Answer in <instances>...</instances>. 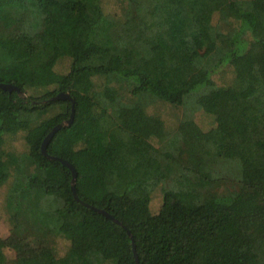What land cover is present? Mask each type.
Instances as JSON below:
<instances>
[{
	"label": "trees",
	"instance_id": "16d2710c",
	"mask_svg": "<svg viewBox=\"0 0 264 264\" xmlns=\"http://www.w3.org/2000/svg\"><path fill=\"white\" fill-rule=\"evenodd\" d=\"M102 1L0 0V83L48 88L37 98L0 86L11 226L0 264H109L116 250V264H138L133 245L140 264H264V0H121V14ZM53 55L70 59L67 71ZM158 101L190 109L173 132L148 111ZM197 109L216 126H199ZM73 113L46 155L45 138ZM9 117L23 149L2 151ZM184 147L196 149L195 165L180 159ZM60 159L76 168L80 200ZM229 165L238 186L220 191L215 172ZM171 174L147 217V199ZM67 226H87L95 244L80 251ZM58 238L71 241L60 255Z\"/></svg>",
	"mask_w": 264,
	"mask_h": 264
},
{
	"label": "rangeland",
	"instance_id": "374dc122",
	"mask_svg": "<svg viewBox=\"0 0 264 264\" xmlns=\"http://www.w3.org/2000/svg\"><path fill=\"white\" fill-rule=\"evenodd\" d=\"M103 5L105 7V10L109 13L114 14H121L124 8V3L121 2V0H103ZM216 21V19H215ZM206 47H202V52L207 54L208 51L205 49ZM51 60L53 63H55V67L60 71H67L69 66V58H59L55 57L54 55L51 57ZM263 63H264V55H263ZM232 78L231 73H226L224 75H220L216 77V80L218 83H223L226 81H230ZM102 83L103 79H98L97 82ZM48 88L43 89H32L28 90L26 93L23 91L20 93L23 96H33V97H41L44 92H46ZM194 98L191 100L192 107L194 106ZM186 110H190L189 108L186 109V107H176L172 104H166L165 102H155L151 106H149L148 111L153 114H158L162 119H164L166 123L167 130L169 132H173L177 129L180 120L183 117V114ZM212 113V112H211ZM193 118L196 121V123L201 126L203 129H210L214 126H216L217 119L215 118V114H209L204 109H197L193 113ZM8 125L11 127L12 134L5 140L2 151L7 149H15L17 146L18 149H23V141H22V131L19 130V122L15 120L12 117H9L7 119ZM156 144L159 145L158 141L154 140ZM1 152V150H0ZM198 153L196 149L193 147H184L180 154V159L186 164V165H195L196 159L198 158ZM78 162V160H76ZM83 161V160H79ZM87 163V162H86ZM231 166H222L221 169L216 170L215 176L223 178L221 182V186L219 188L220 191H227L230 189H234V187H237L238 183L236 181L234 171H232ZM0 170H2L1 162H0ZM174 175L171 174L167 178V180H164L161 184H159L153 191L152 195L149 196L147 199V217L151 216L153 214H156L162 204H163V188L166 187L172 180ZM7 192V184H0V241H3L9 234L11 230L10 226V219H9V212L7 211V208L5 207V195ZM146 199H144L145 201ZM120 204H124L122 201ZM119 204V205H120ZM146 217V216H145ZM75 228V229H74ZM72 228V226H67L65 229H67V232H69L73 237H78L77 239L74 237V239L77 240V248L80 251H84V246L87 247L88 245L92 244L94 245L95 242L91 241V235L87 234V232L90 230L87 226H81L80 229H76V227ZM92 230V229H91ZM87 234L88 237H85ZM108 247L111 248V246H115V242L113 240L108 239ZM71 246V241L69 239L64 238H58L55 239L54 244L51 246L53 253L63 254L68 248ZM5 253L7 255L8 262H12V260L15 258V251L10 249L9 247H4ZM51 250H43L42 252H38L42 256H48L51 254ZM117 256V250L115 255L110 256L111 258L108 260L109 264H116L114 262V258ZM108 264V263H107Z\"/></svg>",
	"mask_w": 264,
	"mask_h": 264
},
{
	"label": "water",
	"instance_id": "95a60500",
	"mask_svg": "<svg viewBox=\"0 0 264 264\" xmlns=\"http://www.w3.org/2000/svg\"><path fill=\"white\" fill-rule=\"evenodd\" d=\"M0 86L3 87V88H5V89H8V90H17V91L19 92V94L22 92V90H21L19 87L15 86V85H12V84L0 83ZM55 98H58V99H72V97L70 96V94H69V93H66V92H60ZM72 101L74 102V99H72ZM73 117H74V113L72 114L71 119H70L69 121H66V122H64V123H60V124H58V125L55 126V127L50 131V133L47 135V137L45 138V140H44V142H43V151H44V153H45L46 155H48V154H47V150H46L48 141L53 137V135L55 134V132H56L58 129H60L64 124H68L69 122H71L72 119H73ZM49 157H51V156H49ZM51 158H55V157H51ZM60 160H61L64 164H66L68 167L71 168L72 173H73V184H72L73 192H74L75 198H76L77 200H80L79 197H78V194H77V190H76V188H75V181H76V176H77L76 168L74 167V165H73L70 161H68V160H63V159H60ZM83 203H84V202H83ZM85 204H86L87 206H90L91 208H94V209L100 211L101 213H103L104 215H106L108 218H111V219L114 220L115 222L121 224V221H120L119 219H117L114 215L110 214V213L107 212L106 210L96 208V207H94L93 205H90V204H87V203H85ZM133 246H134V252H135V258H136V261H137L138 264H140V263H139L138 255H137L136 250H135V245H133Z\"/></svg>",
	"mask_w": 264,
	"mask_h": 264
}]
</instances>
